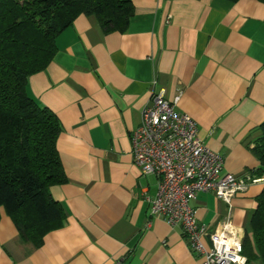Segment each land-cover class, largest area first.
I'll return each mask as SVG.
<instances>
[{
    "label": "crops",
    "instance_id": "0c3cea01",
    "mask_svg": "<svg viewBox=\"0 0 264 264\" xmlns=\"http://www.w3.org/2000/svg\"><path fill=\"white\" fill-rule=\"evenodd\" d=\"M124 32L79 14L56 38L27 94L58 117L66 180L51 184L64 218L39 245L24 240L0 206V264H202L180 227L151 215L158 177L133 162L131 134L153 90L197 123L223 171L256 179L229 203L213 192L191 201L210 229L228 219L242 233L264 187L252 152L264 122V3L133 0ZM250 231V230H249ZM254 264V263H251Z\"/></svg>",
    "mask_w": 264,
    "mask_h": 264
},
{
    "label": "trees",
    "instance_id": "16d2710c",
    "mask_svg": "<svg viewBox=\"0 0 264 264\" xmlns=\"http://www.w3.org/2000/svg\"><path fill=\"white\" fill-rule=\"evenodd\" d=\"M133 12V0H0V206L24 240L39 245L61 223L49 186L66 180L56 148L60 121L27 94L28 77L47 66L57 36L79 14L95 16L108 33L124 32ZM252 152L263 169L264 122ZM242 247L246 264H264V187Z\"/></svg>",
    "mask_w": 264,
    "mask_h": 264
},
{
    "label": "built area",
    "instance_id": "2783aa9c",
    "mask_svg": "<svg viewBox=\"0 0 264 264\" xmlns=\"http://www.w3.org/2000/svg\"><path fill=\"white\" fill-rule=\"evenodd\" d=\"M131 134L133 162L144 174L158 177L156 197L147 198L151 215H160L178 225L188 246L203 257L202 264H246L241 228L223 220L214 229L198 222L191 201L199 192H213L229 203L256 179L223 171V157L198 136L196 121L179 111L178 93L168 100L162 89H154Z\"/></svg>",
    "mask_w": 264,
    "mask_h": 264
}]
</instances>
